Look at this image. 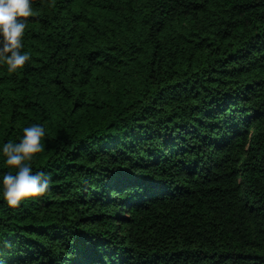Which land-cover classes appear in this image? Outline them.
<instances>
[{
  "label": "trees",
  "instance_id": "obj_1",
  "mask_svg": "<svg viewBox=\"0 0 264 264\" xmlns=\"http://www.w3.org/2000/svg\"><path fill=\"white\" fill-rule=\"evenodd\" d=\"M32 7L0 145L42 124L50 185L0 197V264H264V0Z\"/></svg>",
  "mask_w": 264,
  "mask_h": 264
},
{
  "label": "clouds",
  "instance_id": "obj_2",
  "mask_svg": "<svg viewBox=\"0 0 264 264\" xmlns=\"http://www.w3.org/2000/svg\"><path fill=\"white\" fill-rule=\"evenodd\" d=\"M32 14V0H0V63L9 73H17L30 61V52L22 49L27 18ZM45 135L42 124L32 123L23 127L18 141L9 139L0 145V157L8 166L0 174V197L10 208L49 190L50 177L32 166L33 159L43 151Z\"/></svg>",
  "mask_w": 264,
  "mask_h": 264
}]
</instances>
